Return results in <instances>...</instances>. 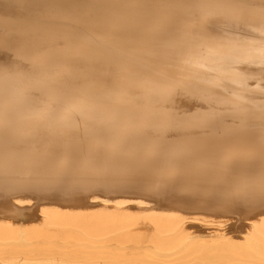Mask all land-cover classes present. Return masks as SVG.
Returning <instances> with one entry per match:
<instances>
[{
  "label": "bare ground",
  "instance_id": "1",
  "mask_svg": "<svg viewBox=\"0 0 264 264\" xmlns=\"http://www.w3.org/2000/svg\"><path fill=\"white\" fill-rule=\"evenodd\" d=\"M0 264H264V0H0Z\"/></svg>",
  "mask_w": 264,
  "mask_h": 264
}]
</instances>
